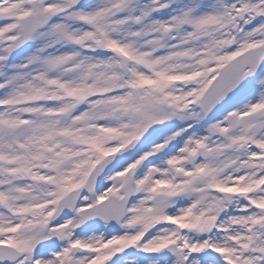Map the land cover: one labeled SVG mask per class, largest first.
Here are the masks:
<instances>
[{
	"label": "snow or ice",
	"instance_id": "1",
	"mask_svg": "<svg viewBox=\"0 0 264 264\" xmlns=\"http://www.w3.org/2000/svg\"><path fill=\"white\" fill-rule=\"evenodd\" d=\"M0 264H264V0H0Z\"/></svg>",
	"mask_w": 264,
	"mask_h": 264
}]
</instances>
